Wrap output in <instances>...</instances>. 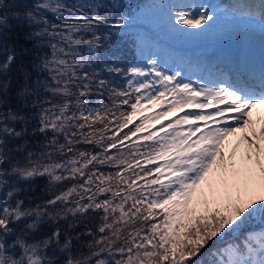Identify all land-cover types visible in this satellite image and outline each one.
I'll use <instances>...</instances> for the list:
<instances>
[{"label":"snow or ice","instance_id":"1","mask_svg":"<svg viewBox=\"0 0 264 264\" xmlns=\"http://www.w3.org/2000/svg\"><path fill=\"white\" fill-rule=\"evenodd\" d=\"M256 35L258 60L227 47ZM161 41L214 45L207 75ZM142 101L162 107L133 124ZM257 107L264 0H0V264H264Z\"/></svg>","mask_w":264,"mask_h":264},{"label":"rangeland","instance_id":"2","mask_svg":"<svg viewBox=\"0 0 264 264\" xmlns=\"http://www.w3.org/2000/svg\"><path fill=\"white\" fill-rule=\"evenodd\" d=\"M152 0H146L145 2H142L140 4L141 5V8H143L145 5L151 3ZM213 2H216V0H213ZM220 3H224L223 0L219 1ZM253 40H257L259 41V37L258 35H256L254 38H252ZM162 42V41H161ZM159 43L156 47H154L152 50L153 52H155L157 54V58L160 59L162 62L166 63L168 66L170 67H174L176 65V63H178L179 61L176 59V57L173 55H171L168 51L169 49L168 48H172L171 47V44H168L167 47L165 45V43ZM201 44H204V43H201ZM196 44H193V43H187L186 47H192V46H195ZM196 73L195 75H193V73ZM185 74L186 75H191V78L192 79H196L197 78V75H201L199 74V71L192 68V67H188L187 68L185 67ZM167 99H170V97H168ZM167 99L164 101V104L167 103ZM162 105L161 104H156V105H148L147 102H144L142 101V111L138 113V116L141 117V116H152L154 113L160 111ZM189 109L185 108V109H181V110H178L176 113H169V117L168 118H174L175 115H182L183 112L185 111H188ZM205 111H210L209 110H205ZM168 118H162L165 120V122L167 121ZM150 127H159V124H160V121L159 120H156V119H153L151 121L148 122ZM263 124H264V121H263ZM232 142V136H230L228 138V141H227V144H230ZM235 147L234 144L231 145L230 148H233ZM236 152H237V155H236V159L239 160L241 159L242 157V154L241 152H239V148L236 149ZM243 153V152H242Z\"/></svg>","mask_w":264,"mask_h":264},{"label":"trees","instance_id":"3","mask_svg":"<svg viewBox=\"0 0 264 264\" xmlns=\"http://www.w3.org/2000/svg\"><path fill=\"white\" fill-rule=\"evenodd\" d=\"M10 3L11 0H8ZM25 2L31 3V0H25ZM145 2V0H120V3L125 5V10L134 11V6L138 5V3ZM14 9H9V11H13ZM15 23V22H13ZM113 31H117L113 29ZM123 31V30H120ZM112 41L115 43V49H109V52L118 50L122 54V58L125 60V63L131 62L133 58L136 56L135 54V46L133 44V38L129 34L124 35H113ZM139 113V112H138ZM133 117V124L140 122V118L137 116ZM129 127H132L130 124ZM46 179L38 178L34 184V188L36 193L41 194L44 186L46 184Z\"/></svg>","mask_w":264,"mask_h":264},{"label":"bare ground","instance_id":"4","mask_svg":"<svg viewBox=\"0 0 264 264\" xmlns=\"http://www.w3.org/2000/svg\"><path fill=\"white\" fill-rule=\"evenodd\" d=\"M263 113L264 112H260V109H257L255 111L251 110L252 120L254 122L255 129H256V131L258 133H259L261 125H262V123L260 122V119H262V118L264 119V116L262 115ZM239 137H240V133L239 132H237L236 134H233L232 135V142H230L231 145L232 144L236 145L237 142L239 141ZM261 143H262V146H264V139L261 140ZM231 145L228 144L229 147H231ZM244 146L245 145L243 144V142H241V147L239 148V152H241V154H242V152L244 150Z\"/></svg>","mask_w":264,"mask_h":264}]
</instances>
